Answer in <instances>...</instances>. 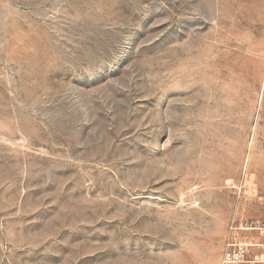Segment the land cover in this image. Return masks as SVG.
Returning a JSON list of instances; mask_svg holds the SVG:
<instances>
[{
	"label": "rangeland",
	"instance_id": "374dc122",
	"mask_svg": "<svg viewBox=\"0 0 264 264\" xmlns=\"http://www.w3.org/2000/svg\"><path fill=\"white\" fill-rule=\"evenodd\" d=\"M263 222L264 0H0V264H221Z\"/></svg>",
	"mask_w": 264,
	"mask_h": 264
},
{
	"label": "built area",
	"instance_id": "2783aa9c",
	"mask_svg": "<svg viewBox=\"0 0 264 264\" xmlns=\"http://www.w3.org/2000/svg\"><path fill=\"white\" fill-rule=\"evenodd\" d=\"M246 230H255L257 236L244 240L229 239L226 242L221 264H264V222L246 225Z\"/></svg>",
	"mask_w": 264,
	"mask_h": 264
}]
</instances>
